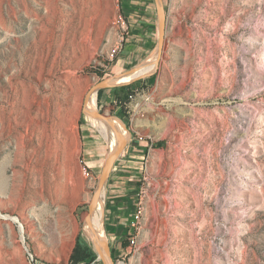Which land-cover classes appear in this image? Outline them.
Here are the masks:
<instances>
[{"label":"rangeland","instance_id":"374dc122","mask_svg":"<svg viewBox=\"0 0 264 264\" xmlns=\"http://www.w3.org/2000/svg\"><path fill=\"white\" fill-rule=\"evenodd\" d=\"M135 1L0 0V264H70L78 241L112 262L85 222L116 136L129 134L123 156L137 140L95 88L120 74L115 19ZM140 2L158 41L155 0ZM161 3L160 60L153 45L121 73L147 59L154 69L111 87L155 88L144 106L153 124L137 135L151 149L139 171L126 168L141 232L113 262L264 264V0ZM91 91L96 112L123 123L108 125L111 142L85 113ZM89 160L99 174H83ZM95 214L105 238L104 206L102 223Z\"/></svg>","mask_w":264,"mask_h":264},{"label":"crops","instance_id":"0c3cea01","mask_svg":"<svg viewBox=\"0 0 264 264\" xmlns=\"http://www.w3.org/2000/svg\"><path fill=\"white\" fill-rule=\"evenodd\" d=\"M141 2L140 0L135 1V4H138L137 7H131L132 11L130 13V17L126 16L124 13L122 15L125 17L128 29L126 33H124L125 42L123 44L122 50L116 56V62L114 66L117 70L120 71V74L115 76L118 77L124 73H121L125 67H127L131 62L139 60L138 56L145 57L148 51L151 49L153 45L158 48L159 42V18H158V41L155 40V27L152 21L150 7L144 9V11H140L139 7ZM156 4V1H155ZM157 9V4H156ZM131 11V10H130ZM148 12V13H147ZM158 17V11H157ZM131 19V20H130ZM134 23H131V22ZM131 31L134 33V40L132 43H129V38L131 35ZM137 58V59H136ZM142 63L144 60H141ZM143 77V76H142ZM140 77V78H142ZM121 79V78H120ZM139 79V78H138ZM137 80V79H136ZM134 80V81H136ZM132 81V82H134ZM131 82V83H132ZM113 85H124L127 83H111ZM111 88V87H108ZM107 88L102 89V95L100 101L103 99L108 100L110 103H114V109L119 116V118H123L129 124L130 131L133 136L137 140V144L133 150L129 151L128 155H121V157L116 161L113 166L110 178L105 186V198L103 204H100L101 213L103 211L104 206V227L105 233L110 247L111 253L114 258L122 257L126 255L127 250L129 249L125 245V241L129 242L131 231V223L134 220V216L137 210L136 206V197L135 193H132L133 189L130 184V174L128 169H132L134 171H139L143 166L144 156L147 151L151 149V146L147 141L138 142L139 138L137 135L141 132H144L143 127L147 125H152L153 120L146 113V109L144 106L151 102L152 92L155 90L154 86H152V82L150 80L144 79L135 84L130 85V88L119 87V88H111L109 91H105ZM129 91L135 92L136 94L133 96V99L127 101V94ZM150 95V99L148 97ZM144 117V120L142 119ZM123 124V123H122ZM124 135H127V131L124 132ZM126 139V138H125ZM117 143L121 141L125 143L129 140H122L119 135L116 136ZM117 147V146H116ZM111 147V150L108 156L112 157V153L115 148ZM90 155H92L90 153ZM90 163L86 167L92 174H99L97 169L99 166L89 160ZM110 161V160H109ZM129 180V182H128ZM99 204V203H98ZM98 209V207H97ZM99 213V211H98ZM100 215V214H99ZM103 252L105 250L103 249ZM102 252V253H103ZM99 253V252H98ZM100 259L108 261L101 256L99 253ZM92 264H106L101 261H95ZM109 264V263H108Z\"/></svg>","mask_w":264,"mask_h":264},{"label":"water","instance_id":"95a60500","mask_svg":"<svg viewBox=\"0 0 264 264\" xmlns=\"http://www.w3.org/2000/svg\"><path fill=\"white\" fill-rule=\"evenodd\" d=\"M156 1V4H157V11H158V18H159V42H158V54H159V59L161 57V53H162V48H163V45H164V35H165V19H164V12H163V8H162V3H161V0H155ZM136 69H133V70H130L122 75H120L119 77H122V76H125V75H128L132 72H134ZM116 78V77H114ZM110 79V80H106V81H103L101 83H99L97 86H96V90L97 92H99L100 90L104 89V88H108V87H112L114 85H112V80L114 79ZM92 96V91L89 93L87 99H86V108H85V113L88 114V115H91V113L87 110V106H88V103L90 101V98ZM96 117L106 121L107 123L113 125V122H112V119L107 116V115H103V114H100L99 112H97L96 114ZM125 148L126 146L124 145V143L120 142L119 143V146H118V149L116 151V153L114 154L113 158L107 162V166L102 174V177L100 179V182H99V185H98V189H97V193L94 197V200L90 206V209H89V214L86 218V228L90 229L94 235H96L97 237H99L100 239H102L106 245V248L108 250V254H109V257L111 259V263L110 264H115L113 262V259H112V253H111V247H110V244L105 236V238H103L91 225V222H90V219L91 217L96 213V209H97V204H98V201L101 197V193L102 191L105 189V186L110 178V175H111V172H112V169H113V166L114 164L116 163V161L121 157V155L124 153L125 151Z\"/></svg>","mask_w":264,"mask_h":264},{"label":"bare ground","instance_id":"6f19581e","mask_svg":"<svg viewBox=\"0 0 264 264\" xmlns=\"http://www.w3.org/2000/svg\"><path fill=\"white\" fill-rule=\"evenodd\" d=\"M160 60V59H159ZM154 65L155 64H151L150 62H149V59H147V60H145L144 62H143V64L142 65H140L139 66V68L138 69H136L134 72H132V73H130V74H128L129 76H127V75H125V76H127V77H125V76H122V77H116V78H114V79H119V78H123V77H125V78H123V79H121L120 80V82H118V83H127V84H130L132 81H134V80H136V79H138V78H140V77H142V76H145L146 75V73H148L149 71H151L152 69H154ZM113 85V84H112ZM125 85V84H124ZM88 111L91 113V115L93 116V117H95V118H98V117H96V113L98 112H96V103H95V98H91V101L89 102V105H88ZM3 112V111H2ZM1 112V113H2ZM0 113V114H1ZM11 113H13V111H11ZM4 116H5V113H4ZM92 119V118H91ZM98 119H100V118H98ZM102 120V119H101ZM102 121H104V120H102ZM106 121H104V122H101V121H94V126H95V128H97V131H99L102 135H103V137L107 140V142H111L112 140H113V136H112V132H111V126L109 127L108 125H111V124H109V123H107ZM113 124L118 128V129H122V122L121 121H118V120H114L113 121ZM116 133V132H115ZM117 135V134H116ZM119 137L123 140V139H128L127 138V135L125 136L124 135V133L122 132V131H120V133H119ZM121 141H118V143H117V147L115 148V150H114V152L112 153V155L113 154H115L116 153V151H117V149H118V146H119V143H120ZM113 157V156H112ZM2 166H0V175H1V179H2V181H5V180H7L6 178L7 177H5L4 175H3V173H2ZM4 172V171H3ZM3 183V182H2ZM5 184H6V181H5ZM4 187H6L5 185H4ZM104 198H105V191L103 190L102 191V193H101V197H100V199H99V202L101 203V204H103V201H104ZM100 204H97V207H98V211H99V214H100V219H101V223H102V213H101V208H100V206H99ZM0 215H2L1 213H0ZM16 220V219H15ZM92 220H93V222L95 221V223H96V228H95V230L102 236V230H101V226H100V221H99V216L97 215V214H95V215H93L92 216ZM103 226V225H102ZM86 231H87V234H88V236L90 237V239L93 241V242H95L94 241V237H93V232L90 230V229H86ZM105 231V230H104ZM97 237V236H96ZM97 238H99V237H97ZM95 244V246L96 247H98V249H99V245H97L96 243H94ZM103 249L105 250V252L104 253H100L103 257L104 256H106V257H108V259L110 260V257H109V254H108V250H107V248H106V246H104L103 247ZM102 249V250H103ZM101 252V251H100ZM105 258V257H104Z\"/></svg>","mask_w":264,"mask_h":264},{"label":"built area","instance_id":"2783aa9c","mask_svg":"<svg viewBox=\"0 0 264 264\" xmlns=\"http://www.w3.org/2000/svg\"><path fill=\"white\" fill-rule=\"evenodd\" d=\"M115 25L119 28L120 39L117 45L115 46V48L112 50V53H111L112 59H114L119 54V52L122 50L123 44L125 42L124 33H126L128 29L127 21L122 14H118L116 16ZM130 98L133 99V97H130ZM140 140L142 141L143 138H140ZM83 174L86 176H90V171L88 170L86 166H84ZM143 215H144V208L141 205H138L135 216H134V220L131 223L132 234L130 235V238H129L130 247H136L137 239L141 232V222H142Z\"/></svg>","mask_w":264,"mask_h":264},{"label":"trees","instance_id":"16d2710c","mask_svg":"<svg viewBox=\"0 0 264 264\" xmlns=\"http://www.w3.org/2000/svg\"><path fill=\"white\" fill-rule=\"evenodd\" d=\"M126 88H130L129 86H125ZM102 90L99 91V100L101 99ZM136 93L129 91L127 94V101L131 100L130 97H133ZM163 143L159 142L157 144H153L154 148H162ZM97 260L96 254L92 251V249L82 244L81 242H77L73 253L71 255L70 264H92Z\"/></svg>","mask_w":264,"mask_h":264}]
</instances>
